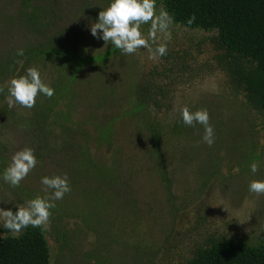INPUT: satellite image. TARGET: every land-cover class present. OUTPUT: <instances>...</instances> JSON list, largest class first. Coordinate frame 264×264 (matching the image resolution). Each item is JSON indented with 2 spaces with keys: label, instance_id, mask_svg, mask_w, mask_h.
<instances>
[{
  "label": "trees",
  "instance_id": "16d2710c",
  "mask_svg": "<svg viewBox=\"0 0 264 264\" xmlns=\"http://www.w3.org/2000/svg\"><path fill=\"white\" fill-rule=\"evenodd\" d=\"M95 1L97 3L82 0L74 11L67 9L65 0L19 2L15 15L16 25L23 29L21 32L26 30L29 34H22L25 40L19 42L18 48L15 45V48L10 46V49L0 51V89H3L0 92V189L7 188L16 200L6 209L15 211V206L35 198L20 185L13 187L3 180L4 156L12 146L8 134L24 138L20 149L25 147L33 149L37 159L33 170L40 177L49 174L38 173L48 164L53 165L52 171L57 170L58 162L55 157L57 153L63 151L65 165L77 160L83 168L82 173L92 177L90 179L93 183H86L89 189L95 190L97 187H103V184L120 186L118 183L120 181L127 187L130 174H136V171L138 173V159L131 171L127 169L125 177L117 176L113 172L121 162L116 154L120 150L118 144L121 139L114 136L113 123L124 114L134 120L132 128L139 134L137 142L141 141L143 144L138 146L145 151L148 163L152 162L154 175L162 183L165 193L170 195L168 198L174 197L176 216L178 209L185 208L191 203L192 193L188 194L186 191L189 189L185 188V200L188 201L181 203L178 193L171 190L176 184V175L171 169L167 170L163 162L169 153L174 156L175 151L180 166H184L188 160L185 154L193 150L190 143L198 134L186 131L190 126L183 123L180 108L170 120L157 119L156 114L169 109L170 100L173 94L177 93L175 87L177 83L192 84L197 82L195 81L197 78L204 80L210 76H214L219 83V88L211 91L213 96L219 95L217 96L219 101L201 96L200 100L190 101L186 106L189 110L195 108L211 110L212 114H215L214 116L211 114L209 121L211 126L218 130L223 131L228 123L237 125L244 123L247 131L239 134L237 130L239 141L231 158L220 156L209 179L214 175L219 177L217 173L219 166L221 162L226 161L235 164L237 175L246 173L251 180L252 173L248 172L252 171L250 165L253 163L264 165V152H257V141L252 137L255 120L264 132V0H155L157 15L164 10L172 18L169 27L184 28L192 35L183 33L179 37L171 36L170 40L161 42L167 45L166 55L158 58L162 64L161 70L157 71L160 63L153 65L152 70L141 76L140 82L137 84L134 82L130 90L120 94L124 96L125 102L129 103L127 111L112 117L106 114L113 102L109 96L115 91L111 86L107 87L106 93L101 91L95 97L93 104L89 105L90 111L86 112L83 120L78 117L81 101L76 92L68 86L72 79L71 74H74L72 66L78 70V66L84 62L102 61L119 50L112 45L104 53L89 57H82L78 50L75 36L76 24L79 23L77 17H84L86 13L96 11L99 13L110 3V0ZM99 3L102 5L101 8H97ZM192 17H195L194 22L189 24L188 21ZM67 20L70 22L69 26L59 29L58 26ZM149 28L150 24L141 25L140 30L146 38ZM150 43L152 44L151 41ZM152 47L156 48L157 45L152 44ZM21 49L23 55H17ZM202 53H205V56L200 58L199 54ZM29 67H35L39 71L42 81L54 89V95L49 98L42 93L39 94L35 106L30 109L19 104L9 108L8 82L14 76L25 74ZM188 99L190 97L186 98ZM85 125L91 126L93 133L86 134L82 128L78 129ZM90 136H94L92 146H89ZM176 140L185 141L180 150L174 148L178 143ZM213 141H216V137ZM75 142L84 151L78 156L76 151L71 153L69 151ZM218 149L224 147L220 146ZM104 153L114 158L109 161L108 158H104ZM83 154L86 156L82 157ZM68 168L67 166L63 174L71 177L73 172ZM62 170L60 169L59 173H62ZM74 174L76 175L75 172ZM208 180H203L202 183L205 185ZM125 198L128 199V196ZM123 199L124 196L121 202ZM52 210L53 208L50 209ZM60 212L63 213V210ZM60 217L51 216L47 227L29 226L18 234L4 228L0 220V264H51L50 259L53 255L45 238L46 232L53 231L55 238L65 243L64 246L67 242L71 244L72 242L68 240L74 237L67 238V231L70 233L72 231L64 227L65 217L63 219ZM259 234L256 240L249 241L238 236L233 230L225 234L213 231L205 235L199 233L188 240L187 246L180 252L172 253L174 243L181 241L182 237L176 235L172 243L162 246L164 255L160 260L154 258L153 252L151 256L134 259L132 264H264V230H260ZM72 246L74 245L70 248ZM62 250L61 245L59 251ZM92 252L89 251L84 256ZM93 262L100 264L94 259ZM102 263L109 262L102 260Z\"/></svg>",
  "mask_w": 264,
  "mask_h": 264
},
{
  "label": "rangeland",
  "instance_id": "374dc122",
  "mask_svg": "<svg viewBox=\"0 0 264 264\" xmlns=\"http://www.w3.org/2000/svg\"><path fill=\"white\" fill-rule=\"evenodd\" d=\"M81 1L65 0L66 7L74 11L77 5L81 4ZM91 1L96 2L95 0ZM19 2L20 0H0V51H4L5 48L10 49V46L15 48L20 41L25 40L22 34H29V31L26 30L21 32L23 29L16 25L15 15ZM101 7L102 5L99 3L97 8ZM4 17L6 18L3 19ZM77 18L79 23L76 24V45L82 57L97 56L112 46L111 42L105 43L102 39L94 38L90 33L91 24L98 20L97 11L86 13L84 17ZM69 24L70 22L67 20L58 28L63 29ZM70 28L72 29V26ZM168 31L172 32V37H179L183 33L192 35L190 31L184 28L169 27ZM98 35H102V33L98 31ZM158 37H160L159 33ZM158 42H163V39L160 38ZM199 55L201 58L205 56V53ZM148 56L149 53L144 48L137 49L133 54H123L121 50H118L102 61L84 62L78 66V70H75L73 65L74 74H71L72 79L68 86L76 92L79 101H81L78 117L84 120L86 112L91 109L89 105L93 104L95 97L101 91L106 93L107 87L111 86L114 87L115 91L112 96H109L113 102L108 107L106 114L112 117L127 111L129 103L125 102L124 96L120 94L130 90V86L134 82L136 84L140 82L141 76H145L148 71L152 70L153 65L161 64L159 59L152 60ZM161 66L162 64L159 65L160 68L158 67L157 71L161 70ZM166 79L165 85L167 86L169 77ZM195 81L197 82L192 84L177 83L175 85L177 93L173 94L169 109L156 114V118L170 120L177 109L183 105L186 106L190 101L200 100L201 96L219 101L217 98L219 95L213 96L214 94L211 93V91L219 88V83L214 79V76L204 80L197 78ZM5 83L7 82L5 81ZM187 97L190 99L186 100ZM198 109L202 108H195L190 111ZM207 112L211 119L212 111ZM133 121L130 116L123 114L113 123L114 136L121 139L118 144L120 150L116 152L121 162L113 172L117 176L125 177L127 169L129 168L131 171L138 159V173L136 171V174H130L127 187L120 181L118 182L120 186L103 184V187H97L95 190L89 189L86 183H93L90 179L92 177L90 175L85 176L87 173H82L83 168L77 160L65 165L63 151L57 153L55 157L58 162L56 171L55 169L51 170L53 165L50 164L46 165L43 171H38V173L48 172L49 174L46 175L48 177L55 175L63 177L68 166L73 174L76 173L75 176L71 174L73 178L67 176L70 192L66 193L62 199L53 201L55 207L50 211L54 218L57 215L61 216L60 219L65 217L63 225L72 231L71 233L67 231L66 236L68 239L74 237L72 240H68L72 242L71 244L67 242L64 246L65 243L61 239L59 242L53 231L46 232L45 238L53 255L50 259L51 264H95L93 259L100 264L106 263H102V260H107V263L110 264H132L134 259L138 260L143 256H151L153 252L155 253L153 254L154 258L160 260L164 255L162 246H168L172 243L176 235L182 236L183 239L181 237V241L174 243L175 246L171 249L172 253L180 252L187 246L188 240L196 237L199 233L205 235V233H212L213 231L225 234L229 230H233L238 233V236L247 238L249 241L257 239L260 230H264V195L250 192L249 183L252 180L264 181V165H258L255 173L248 171L252 173L251 178L253 177L249 180L246 173L236 174L237 167L233 162H221L219 172H217L219 177L214 175L209 179L220 156L225 155L227 158H231L239 141V134H244L247 131L244 123H238L239 125L228 123L223 131L212 126L213 138L216 137V141L211 146L203 140V125L196 123L194 126L186 128V131H193L198 134L194 138L195 140L190 143L193 150L185 154L188 159L187 163L180 166L175 151H173L174 156L169 153L163 162L165 168L171 169L176 175L177 181L171 190L178 193L181 203L188 201L185 200V188L189 189L186 191L188 194L192 193L191 203L185 208L178 209L175 216L174 197L168 198L170 195L165 193L162 183L154 175L152 162L148 163L149 159L146 157L145 151L138 146L143 144L141 141L137 142L139 134L132 128ZM209 122L211 124V121ZM253 124L255 128L252 137L257 141V152H264V143H262L264 132L261 131L258 121L255 120ZM81 128L86 134L93 133L91 126L85 125L78 129ZM237 130H239V134ZM8 136L12 146L9 147L8 153L4 156V169L9 165L12 155L21 150L19 147L23 144L24 139L14 134H8ZM89 138H91L89 139V146H92L94 136ZM184 143L185 141L180 140L174 145V148L179 149ZM220 146L224 147L225 151L218 149ZM69 151L70 153L76 151V156L84 152L77 142L71 145ZM85 156V154L82 155V157ZM98 156L100 155L98 154ZM103 156L109 161L114 158L106 153ZM124 161L126 163H123ZM60 169H63L62 173H59L61 172ZM225 169L227 170L226 174ZM55 172L56 174H52ZM42 178L40 175H36L32 169L19 185L34 197H47L51 194V190H46V187L41 183ZM203 180H208V183L204 185ZM6 189L2 187L0 189V208L5 210L16 202L10 191ZM122 196H124L123 202H121ZM126 196L128 199L125 198ZM60 210H63V213ZM61 245L63 250L59 251ZM71 245L74 246L70 248ZM89 251L93 252L84 256Z\"/></svg>",
  "mask_w": 264,
  "mask_h": 264
},
{
  "label": "clouds",
  "instance_id": "9594fccd",
  "mask_svg": "<svg viewBox=\"0 0 264 264\" xmlns=\"http://www.w3.org/2000/svg\"><path fill=\"white\" fill-rule=\"evenodd\" d=\"M194 19L195 17L190 18L188 23H193ZM171 22L172 18L166 11L161 10L157 15L155 0H110L109 5L99 11L97 22L91 24L89 30L94 38L102 39L105 43L111 42L123 54H133L137 49L144 48L149 53L148 58L156 60L167 53L166 43H159L158 40L160 38L164 41L171 39V33L168 31ZM144 24H150L147 38L140 30L141 25ZM98 31L102 35H98ZM149 41L157 44V47L153 49ZM17 55H23V50H19ZM2 91L3 89H0V92ZM7 91L9 108L14 104H19L30 109L35 106L36 97L39 94L42 93L49 98L54 95V89L42 81L35 67H29L23 75L10 78ZM179 111L185 125L194 126L198 123L204 126L203 140L211 146L214 142V130L209 123L210 117L207 110L190 111L187 106H184ZM36 164L37 159L33 149L25 147L18 150L12 155L9 165L4 170L3 180L17 187ZM250 167L253 173L258 169L255 163ZM224 172L226 174L227 170L225 169ZM41 183L46 190H51L49 196H36L29 199L26 203L15 206V211L0 208V220L4 228L18 234L29 226L42 227L50 223V209L55 207L53 201L62 199L71 189L66 174L63 177L60 175L45 176ZM249 191L257 195L264 194V181H250Z\"/></svg>",
  "mask_w": 264,
  "mask_h": 264
}]
</instances>
